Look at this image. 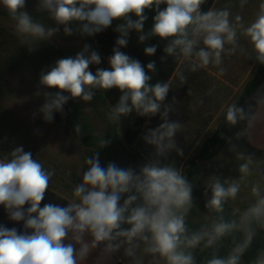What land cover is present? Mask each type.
Listing matches in <instances>:
<instances>
[{"label":"clouds","instance_id":"clouds-1","mask_svg":"<svg viewBox=\"0 0 264 264\" xmlns=\"http://www.w3.org/2000/svg\"><path fill=\"white\" fill-rule=\"evenodd\" d=\"M204 2L42 0L41 6L52 14L58 24L82 22L81 31L87 35L111 27L114 20H124L125 23L116 29L121 33L116 41L121 47L128 43L129 30L143 32L147 19L145 11L154 9L153 24L148 35L162 40L171 38L164 51L172 55L179 50L180 55L186 59L194 57L198 61L192 65V71H195L210 63L219 65L225 45L235 46L237 42V28L230 23L229 11H201ZM0 3L16 20L18 33L45 37V28L33 22L27 11H22L26 7V0H0ZM161 4L165 5L163 9ZM133 15L135 20L131 18ZM240 20L241 17L237 16L238 24ZM64 30L71 34L68 27ZM53 31L56 29L49 30L47 34L51 35ZM244 35L253 46L257 60L264 63V3L260 5L256 19L244 28ZM147 38L144 34L139 36L140 41ZM201 43L203 47L197 49ZM88 50L89 46L85 45L84 50L75 57L59 59L46 74L42 73L41 85L48 89H58L55 94H44L49 99L40 111L46 121H52L54 111H62L70 98L90 101L94 88L119 89L122 95L115 113L126 114L133 108L141 111V114H155L159 111L160 102L165 100L169 91L167 83L149 85L151 77L145 67L118 48L113 49V55L109 58L110 69L97 68L93 74L89 66L100 64L101 59L95 51L86 55ZM229 51L234 52L235 47ZM144 52L151 56L156 52V47H145ZM146 67L155 71V62H149ZM241 111L234 105L229 107L227 120L235 124ZM178 127L175 122L161 124L151 132L149 143L156 144L163 151L164 138L172 137ZM86 163L89 167L83 174L82 183L73 191V201L63 207L51 203L41 207L53 173L34 159L31 152L24 151L22 146L14 148L9 157L0 158V205L10 220L23 221L24 225L23 232L0 225V264H78V260H83L90 249L89 244L83 242L85 233L93 237V248L99 242L112 241L117 237H124L128 244L138 238L147 244L146 252L158 254L166 260V264H194L191 253H186L183 248L195 247L205 237L207 244L211 245L236 226L235 222H221L215 224L210 233L186 236L185 214L191 207L192 190L186 178L175 168L146 164L138 174L131 168H120L112 162L105 168L100 164L98 153L88 158ZM240 171L246 174L248 165H241ZM211 188L209 207L220 211L225 199L236 197L239 184L233 182L225 188L219 180H215ZM252 191L259 196L258 188L254 187ZM132 192L135 194L129 195L121 206V194ZM137 200L141 203L132 208L126 217L124 213L128 211L129 205ZM25 205L28 207L25 208ZM251 220H264V197H260L245 211L242 221ZM125 223L131 226L127 230L121 229ZM69 233L80 244L78 250L75 244L65 243ZM252 235L249 229L244 246L235 248L226 259H211L209 264H238L240 254ZM119 246L115 245L116 248ZM113 247L111 243L107 245L108 249ZM126 251L129 256L133 255L132 248ZM258 264H264V260Z\"/></svg>","mask_w":264,"mask_h":264},{"label":"crops","instance_id":"crops-1","mask_svg":"<svg viewBox=\"0 0 264 264\" xmlns=\"http://www.w3.org/2000/svg\"><path fill=\"white\" fill-rule=\"evenodd\" d=\"M262 3L264 0H205L201 8L209 4L207 11L210 9H227L229 11L230 23L237 28V42L235 46L225 45V52L222 54L219 65L210 63L206 67H198L195 71H192V65L198 61L194 57L186 59L180 55L179 50L172 55L164 51L165 47L170 44L171 38L162 40L157 36L148 35L153 24L154 9L145 11L147 19L144 22L143 32H137L135 29L129 30L127 45L118 49L129 57L138 60L145 67L146 73L151 77L149 85H155L157 82L169 85L167 96L164 101L160 102V109L157 113L141 114V111L135 108L126 113L134 114L140 126V131L132 144V148L138 151L150 164L172 167L183 175V170L188 166V161L198 152L204 141L215 132L223 115L240 96L244 86L252 78L260 63L256 58L257 54L253 46L244 35V28L256 19ZM160 7L163 9L165 5L161 4ZM237 16L241 17L239 24L236 21ZM131 18L135 20L133 16ZM73 28L81 29L78 26ZM142 34L148 36L144 41L139 40V36ZM88 36L95 49L92 36ZM3 37L4 34L0 33V39ZM1 44L2 42H0ZM148 46L156 47V52L151 56L144 52V48ZM199 47H203L202 43L197 45V49ZM233 47H235V51L230 52L229 50ZM149 62H155V71L147 69L146 66ZM108 69H110L109 63ZM108 104L112 114H118L115 113V108L110 101ZM165 122H175L179 127L172 137L164 138L162 142L163 151H160L157 145L149 143V140L151 139V132ZM245 132V137H237L227 142L214 158L201 161L199 174L204 162L214 165L215 162L223 161L226 167L234 166L238 161V144L236 141L242 138L243 143L251 152H264V92L257 109L245 127ZM169 144L172 146L168 147ZM3 147H6L7 154H3L4 157L0 158L9 157L12 150L16 148L14 144L3 145ZM67 150H73L72 144L67 146ZM232 150L236 152L234 155L231 153ZM242 151L243 145L239 144V152ZM75 156L80 168H82L85 161L83 144L75 147ZM33 158L41 162L45 169L52 172L53 177H56V166H51L50 163L44 164L45 161H42L41 155L34 154ZM226 160H229V163ZM199 174L197 176L198 185ZM215 175V170H211L210 179L212 183L217 180ZM68 188L66 185L64 189H61L50 182L45 198L41 202V207L49 203L62 207L67 206L75 199L73 190ZM204 195L207 197L205 192ZM24 207L27 208L28 205ZM0 225L9 229L16 228L18 232L24 231L23 221L10 220L2 205H0ZM92 241L93 237L89 233H85L83 242L89 244L90 249L83 260H78V264H142L136 258L131 260L134 253L131 256L127 252L119 255L113 244V249H108L109 241L99 242L94 248L91 247ZM65 243L75 244L77 250L80 248V244L72 239L71 233H69Z\"/></svg>","mask_w":264,"mask_h":264},{"label":"rangeland","instance_id":"rangeland-1","mask_svg":"<svg viewBox=\"0 0 264 264\" xmlns=\"http://www.w3.org/2000/svg\"><path fill=\"white\" fill-rule=\"evenodd\" d=\"M41 5L42 0H26V7L22 11H27L28 14L36 12L41 15V22L38 24L45 28L44 38L18 33L16 22L0 17V31L4 32V36L9 34L13 36L8 40L5 39L6 43L0 45V114L8 117L7 121L0 122V145L14 144L15 147L22 146L24 151L31 152L33 156L34 154L41 155L42 161H45L44 164L50 163L51 166L57 168L56 177L51 176L50 182L61 189L67 185L69 190L74 191L75 187L82 183L83 174L89 167L86 163L89 157H86L85 154L83 167L80 168L75 156V147L82 146V142L79 136L73 132L72 127L69 128V133L64 131L57 116L65 114V111L73 104L80 103L97 133L102 135L105 130L103 118H111L113 114L108 102L103 101L102 98H98L96 101L93 97L90 101L70 98L64 104L62 111H54L52 121L44 119L40 109L49 99L44 94L46 92L55 94L58 89L44 87L41 85L40 79L42 73L46 74L55 66L59 57L51 55L50 58L51 49L38 44L37 40L49 41L57 48L64 49L74 55L83 51L85 45L89 46L86 55H90L95 49L90 37L81 29L73 28L70 23L68 25L58 24L52 14ZM0 8H5L2 3H0ZM65 27L71 30V34L65 32ZM51 29H56V31L48 35V31ZM35 39L36 44L34 43ZM100 67L101 64H92L89 66V70L95 74L97 68ZM95 94L97 95L94 93V96H96ZM64 95L69 94L64 93ZM242 140L243 138L236 141L238 161L234 166L226 167L223 161L215 162L214 165L204 162L198 177L199 186L210 200L212 198L211 185L213 184L210 179L211 170H215V178L225 188L233 182L238 183L239 191L236 197H229L227 200L241 217L260 197H264V152H251ZM69 144H72L73 150H67ZM239 144L243 145L241 153ZM0 151L7 154L6 147L0 146ZM231 153L234 155L236 152L232 150ZM99 161L101 166H105L103 155L99 156ZM226 161L229 163V160ZM118 163L126 169L131 168L135 173H139V170L127 160L118 159ZM243 164L248 165L246 174L240 171V166ZM254 187L258 188L259 196L253 194ZM191 205H194L195 208V212L189 216L191 220L202 219L215 224L208 208H200L194 198H192ZM117 244L120 246L115 249L119 255L132 248L134 257L131 260L136 258L142 264H166L163 257L146 252L147 244L138 238L134 239L132 244H128L124 237H117L113 240V245Z\"/></svg>","mask_w":264,"mask_h":264},{"label":"trees","instance_id":"trees-1","mask_svg":"<svg viewBox=\"0 0 264 264\" xmlns=\"http://www.w3.org/2000/svg\"><path fill=\"white\" fill-rule=\"evenodd\" d=\"M208 7L209 4L202 7L201 11L206 12ZM29 15L33 22H41V15L39 13L35 12ZM0 17L16 22V20L10 16L6 8H0ZM133 17L136 19L134 15ZM124 23V20H114L111 27L91 35L97 54L101 59V69H108L109 58L113 55V49L122 48L116 43L121 35L116 29L118 25ZM70 25L82 28V22L79 21H72L70 22ZM0 33L4 32L0 31ZM12 37L13 36L10 34L4 36L2 43H6L5 39L8 40ZM34 41L36 44V39ZM151 41L156 42L157 40ZM37 43L51 49L52 52L50 53V58L51 55H58L59 59L75 57L73 53L57 48L49 41L37 40ZM92 92L95 101L98 98H102L103 101H110L114 108L118 105L122 95L119 89L116 88L108 90L94 88ZM263 92L264 63L260 62L254 75L244 86L240 96L230 106L232 107L234 105L236 108L242 110L237 115L236 123L233 124L227 120V110L212 136L204 141L198 152L188 161V166L186 167L183 176L191 185L192 198H194L196 204L201 208H208L215 220V224L221 222H235L236 225L211 245L207 244V237H205L195 247L183 248L182 250L186 253H191L194 259V264H209V261L213 258L226 259L235 248L245 245L247 231L249 229L253 233L252 239L247 242V246L244 247L243 252L240 254L238 264H258V262L264 258V220H251L250 222L242 221V217L227 199L223 201L222 209L220 211L209 207L210 200L204 195L203 189L197 182L201 161L214 158L230 140L246 136L245 127L257 109ZM94 93H97V95L95 94L96 96H94ZM7 118L8 117L5 115L0 114V122L7 121ZM57 119L66 133H69V128L72 127L73 132L79 136L84 149L86 150V157H94L97 153L99 156L103 155L105 157V166L102 167L106 168L108 163L112 162L118 167L126 169L118 163V159L129 161L139 170V172L144 165H151L138 151L132 148V144L140 131L139 121L134 114H113V117L111 118H103L105 130L102 135L97 133L94 125L86 116L80 103L73 104L65 111V114L57 116ZM77 125H79V130H77ZM0 146L4 148L3 144ZM0 157H4L1 151ZM133 194L135 193L121 194L120 205L123 206L127 197ZM140 203V200L133 202V204L129 205L128 211H126L124 215L127 217L130 214L131 209ZM194 212L195 208L191 206L185 214V226L187 230L185 235L191 237L194 234L202 235L205 232L210 233L215 224H211L202 219L197 221L191 220L189 216ZM130 227L131 226L126 223L121 225V229L123 230H127ZM109 242L113 244V240Z\"/></svg>","mask_w":264,"mask_h":264}]
</instances>
